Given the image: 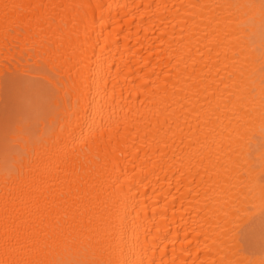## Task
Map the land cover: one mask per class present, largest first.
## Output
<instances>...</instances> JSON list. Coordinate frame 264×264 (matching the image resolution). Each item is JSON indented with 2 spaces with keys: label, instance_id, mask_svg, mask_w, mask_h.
<instances>
[{
  "label": "bare ground",
  "instance_id": "bare-ground-1",
  "mask_svg": "<svg viewBox=\"0 0 264 264\" xmlns=\"http://www.w3.org/2000/svg\"><path fill=\"white\" fill-rule=\"evenodd\" d=\"M17 69L0 264H264V0H0Z\"/></svg>",
  "mask_w": 264,
  "mask_h": 264
},
{
  "label": "rangeland",
  "instance_id": "rangeland-1",
  "mask_svg": "<svg viewBox=\"0 0 264 264\" xmlns=\"http://www.w3.org/2000/svg\"><path fill=\"white\" fill-rule=\"evenodd\" d=\"M43 86L44 82L42 80L37 77H29L19 69L14 70L12 73L6 71L5 75L1 78L0 159H9V155L18 149L14 144V141L9 137L10 134L17 133L15 125L19 123L24 126L28 125L27 132H29V134H33L37 130L38 123L36 124V127H33L31 123L34 119L39 120L40 116H43L41 110L46 106L45 103L47 102V97L45 95L48 94ZM44 100L46 102H43ZM43 110L45 112V108ZM261 228H264V226L260 227V229ZM260 229L258 231L255 230L257 232L253 233L255 237L251 234L252 238L250 244L254 249L257 247L259 248L260 246L264 247V245H260L261 242L264 243V240H262V238H264V236H262V234H264V229ZM252 239L254 240L252 241ZM260 249L262 250V248H259L258 250Z\"/></svg>",
  "mask_w": 264,
  "mask_h": 264
}]
</instances>
